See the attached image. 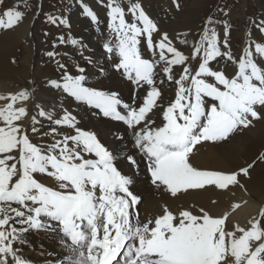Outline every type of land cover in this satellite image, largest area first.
Returning a JSON list of instances; mask_svg holds the SVG:
<instances>
[{
	"label": "snow or ice",
	"instance_id": "6c2138e0",
	"mask_svg": "<svg viewBox=\"0 0 264 264\" xmlns=\"http://www.w3.org/2000/svg\"><path fill=\"white\" fill-rule=\"evenodd\" d=\"M80 3L92 22L98 23L96 13L83 5V0ZM107 7L109 27L118 42L109 40L103 47L118 57L114 70H123L137 93H146L142 103L136 104L135 98L133 104L123 103L116 93L87 86L86 69L78 63L77 74L72 75L57 60L62 82L53 79L49 86L99 109L104 117L123 122L151 183L173 197L206 186L221 190L230 185L243 187L240 176L250 177L255 162L226 173L198 169L189 162V156L202 142H229L255 121H264V68L256 62L264 59V45L250 43L237 61L229 49L227 21L223 22L221 39L216 28L209 27L217 21L209 17L199 40L191 45V60L199 57L193 73L189 56L173 46L167 33L154 44L153 33L159 29L141 3L130 0L127 14H131V23L117 0H109ZM25 18L23 11L6 9L0 17V29H13ZM49 19L53 25L70 27L63 17ZM253 23L264 33V19ZM142 36L152 59L141 55ZM59 40L67 42L64 37ZM70 43L80 45L77 39ZM179 43L189 44L187 34ZM46 55L53 58L58 54L48 51ZM218 57L238 65L235 76L214 70L212 62ZM176 65L183 66L179 78L173 73ZM160 73L176 86V98L167 106L161 91L165 79L159 78ZM33 98L29 89L0 95V100L8 101L0 107V264H31L24 259L20 246L26 243L27 232L41 229L57 233L66 251L65 257L45 264H264V208L245 226L232 223L230 213L213 216L201 207L196 214L192 210L195 206L173 211L166 204L160 215L141 220L136 208L140 198L130 190L135 181L119 168L120 161L126 160L139 171L135 156L123 153L119 145L110 150L95 133L79 128L77 118L66 109L53 121V113L39 103L35 107L41 118L66 126L75 134H64L62 139L53 136L54 142L47 145L33 143V135L56 132L55 128L41 132L36 126L40 121L36 115L30 116L26 107ZM158 113L160 125L155 120ZM25 119L31 120L30 129ZM115 139L123 143L124 134H117ZM37 175L54 178L58 187L46 186Z\"/></svg>",
	"mask_w": 264,
	"mask_h": 264
},
{
	"label": "bare ground",
	"instance_id": "6f19581e",
	"mask_svg": "<svg viewBox=\"0 0 264 264\" xmlns=\"http://www.w3.org/2000/svg\"><path fill=\"white\" fill-rule=\"evenodd\" d=\"M134 1L131 0V2ZM137 1L141 3L145 12L159 29V32L153 33L154 44L162 38L163 33H167L173 46L191 58V45L199 40L204 28L203 24H200V22L202 23L201 17L208 13L211 5L213 7L214 0H192V3L195 4L200 1V7L192 5V8L188 7L189 4L185 0ZM108 2L109 0H103L102 4L101 0H83V5L90 7L98 17V23H93L84 13L80 0H69L64 8L63 18L70 24L71 39L79 40L80 45H72L71 39L66 43H55V48L53 44L46 45L47 52L53 51L58 55L53 58L47 56L43 61L33 58V41L37 46H41L43 40L37 37L36 33L29 36V32L34 31L36 25V22L33 23L32 16H26L25 20L13 29L6 32L4 30L0 35V95L7 96L25 89L34 92V98L26 102L30 116L36 115L37 120L40 121L36 126L41 128V132H50L52 128L56 129V132L50 136H31L32 142L35 144L47 145L54 142L53 136L56 139H62L64 134H75L66 126H57L46 118H41L38 115L39 110L35 107V104L39 103L45 111L53 113V121L61 118L64 114L63 109H66L77 118L79 128L95 133L110 150L119 145L123 153L134 155L139 163V171H136L126 160L120 161L119 168L122 174L132 177L135 181L130 190L140 198V204L136 208L141 220L152 219L160 215L162 206L166 204L173 211L195 206L192 207V210L196 214H199L197 210L201 207L213 216L230 213L229 220L232 223H239L241 226L247 225L248 221L257 216L261 208H264V162H262L264 161V155H262L264 154V121H255L254 126L235 135L228 143H222L223 141L202 142L193 148V152L189 156V162L198 169L218 170L226 173L238 171L241 167L255 162L254 167L250 170V177H244L242 174L240 176L243 187L230 185L228 189L221 190L215 186H206V189L181 191L176 197H173L163 187H157L151 183L141 155L136 152L131 142V132L126 130L127 126L123 122L104 117L99 109L76 101L75 98L62 90L49 86L48 81L61 80V72L57 70L58 66L54 63V59H59L67 66L72 75L77 74L75 69L77 63L84 67L87 86L110 94L116 93L123 103L133 104L134 98L136 104L142 103L146 93L143 90L137 93L136 85L127 79L123 70H114L113 65L118 62V57L106 53L103 47L104 43L109 40L113 43L118 42L115 33L109 27ZM117 2L125 8L126 19L131 23V14H127L130 0H117ZM176 3H179V8L176 7ZM239 9L245 11V4H242ZM246 11L249 12L250 9H246ZM198 16L200 19L198 18L197 22ZM2 30L0 29V32ZM259 32L260 36L254 37ZM185 34L189 41L187 45L179 43L180 39L185 38ZM241 36L243 41L240 52H238L239 57L252 42L264 45V33H261L254 24H249V28H246ZM139 39L142 57L152 59V54L147 49L146 38L142 36ZM20 43L25 44V51L20 53L18 61L12 62V55L16 53V47ZM58 47L61 51L57 50ZM81 51L83 55L80 54ZM166 55L171 58V54L166 53ZM86 57L91 62L86 60ZM156 59H158V55ZM219 60L217 58V61ZM217 61H213L212 65H215ZM256 62L261 68H264V59H257ZM182 68V65L174 66L173 73L176 78H179ZM236 71H233L232 74L230 72L231 77L236 75ZM159 78L165 79L161 91L163 103L167 106L176 98V86L174 83L167 82L163 73H160ZM6 103L8 101L0 100V107ZM17 106L20 105L17 104ZM155 120L157 125L162 123L159 113ZM24 124L30 129L31 120L25 119ZM0 126H2V122H0ZM121 133L125 137L123 143L115 139V136ZM37 179L48 187H58L57 182L50 176L37 175ZM236 204H239L240 207L234 208ZM17 227L20 226L17 225ZM25 236L26 243L20 247L24 259L30 261L31 264H45V261H58L66 256V251L61 247L60 237L57 233L43 229L30 230Z\"/></svg>",
	"mask_w": 264,
	"mask_h": 264
},
{
	"label": "rangeland",
	"instance_id": "374dc122",
	"mask_svg": "<svg viewBox=\"0 0 264 264\" xmlns=\"http://www.w3.org/2000/svg\"><path fill=\"white\" fill-rule=\"evenodd\" d=\"M68 1L69 0H0V17H3L4 11L10 8L14 10L18 9L20 11L25 12L26 16L33 17V23L36 22V25L34 31L31 30V32H29V36L31 37L33 34L35 35L36 33V36L40 37L41 40H43L41 46H37L33 41V58H35V60L38 59L40 61H43L47 58L46 47L48 45L54 43H61L59 37H64L66 41L71 39L72 34L69 31L70 27L66 26L65 24L53 25L49 19V17H63V11ZM185 1L188 2V7L190 8H192V5H195V7L196 5L200 7V1H198L196 4L194 2L192 3V0ZM134 2L138 1L135 0ZM242 4H245V8L250 9V11L247 12L246 9L245 11H240L239 7H241ZM224 13H228V15H224ZM199 17L200 16L197 17V22ZM209 17H211L214 21H217L216 24L209 25V27H215L216 31L220 34L221 39H223V34L225 32V25L223 22L227 21V31L229 33V49L238 61L241 57L238 56V52H240L243 41L241 35L243 34L246 28H249V24H254L253 21L258 22L259 20L264 19V0H214L213 7L211 5V8L209 9L208 13L205 16L201 17L202 23L200 22V24H203L202 27L205 26L206 21ZM9 30H5V32ZM2 32H4V30L0 32V35ZM259 36L260 32L257 36L255 35L254 37ZM24 45L25 44L20 43L18 47H16V53L12 55V62L18 61L19 56L24 53ZM57 50L61 51L60 47H58ZM33 58H31V60H33ZM219 59L220 60L215 65H212L214 67V70H223L225 74L229 77H231L233 71H238L237 64L231 61L224 60L223 58ZM57 60L59 59H54V63L56 65ZM189 63L191 65V70H193L194 73V70L197 69L199 65L198 57L196 60H191L190 58ZM209 82H213L211 78H209ZM240 133L241 132H237L235 135H239Z\"/></svg>",
	"mask_w": 264,
	"mask_h": 264
}]
</instances>
